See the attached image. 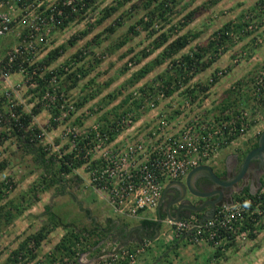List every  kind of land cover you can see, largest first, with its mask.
I'll return each mask as SVG.
<instances>
[{
  "label": "rangeland",
  "instance_id": "374dc122",
  "mask_svg": "<svg viewBox=\"0 0 264 264\" xmlns=\"http://www.w3.org/2000/svg\"><path fill=\"white\" fill-rule=\"evenodd\" d=\"M65 2L79 1L0 0V13L8 14L12 20L10 31L0 38V98L6 105L3 114L18 120L19 116H10L15 112L7 105L11 100L29 114L34 110L38 112L33 118L40 133L34 140L46 146L47 157H53L54 163L59 165L62 160L69 163L65 156L74 150L73 135L96 138L97 134H109L108 149L123 153L139 142L146 147L157 146L176 136L186 125L196 124L200 128L199 136L204 137L214 125L233 120L235 126L230 125L228 133L214 138L217 148L203 161L222 168L232 163V156H239L242 163L245 153L259 143L264 133V0H179L171 5L174 13L169 16L170 23L161 25L160 21H155L151 30L153 36L137 24L142 18L148 21L144 10L134 6L138 0L104 3L116 8L113 15L106 18L100 9L103 1H100L90 8L88 18L63 28L62 19L50 23L45 11H55L58 4ZM41 6H45V10L39 13ZM195 11L194 19H186ZM230 22L239 26L236 32L225 41L219 36L214 50L204 56L201 63L195 62L191 69L175 63L178 59L175 56L135 82H128L161 52L153 46L154 39L162 32L171 38L199 32L200 37L186 49L190 52L207 45L214 33ZM132 25H137V29L129 34ZM109 27L115 29L114 33L107 31ZM124 37L127 42L119 47ZM62 45L66 49L60 51V56L48 65L39 64ZM15 54L21 55L22 62L19 69L13 71L3 60L9 59L13 66L10 58ZM26 61L30 66H24ZM210 62L213 63L203 70L204 64ZM83 66L93 67V70L76 87L71 89L62 82ZM47 72H52L51 79L45 78ZM170 75L176 80L169 87L175 92L169 96L164 84ZM35 77L42 80L40 89L31 85ZM129 96L136 105L123 104ZM4 115H0V164H5L0 171V207L16 206L22 214L0 233V264H12L10 253L30 234L49 226L51 233L35 251L37 259L30 263L47 264L48 255L66 232L49 223L46 206L64 223H73L78 228L90 230L93 225H100L108 231L110 225L118 224L115 220L119 215L111 210L107 194L90 184V174L84 165L70 175L62 174L67 178H80L74 185L66 183L65 192L41 186L38 199L28 192L42 169L20 147ZM128 117L130 121L120 124ZM33 126L28 127V131H33ZM113 126L115 131L111 132ZM55 156L59 158L54 159ZM95 157L102 158V155ZM2 211L5 213L4 209ZM122 218L128 226L140 224V219ZM168 226L173 230L169 223ZM112 235L105 233L98 244H93L97 236L90 237L88 242L82 240L73 258L59 259L55 264H150L157 258L161 264H264V230L254 241L241 236L228 248L223 244L219 258L214 255L217 249L204 254L186 241L164 259L161 257L165 254L160 255L163 248L160 239L153 243L145 239L129 246ZM144 243L148 247L141 252L139 249ZM127 250L132 257L126 259Z\"/></svg>",
  "mask_w": 264,
  "mask_h": 264
},
{
  "label": "trees",
  "instance_id": "16d2710c",
  "mask_svg": "<svg viewBox=\"0 0 264 264\" xmlns=\"http://www.w3.org/2000/svg\"><path fill=\"white\" fill-rule=\"evenodd\" d=\"M78 1V3H60L56 6L57 8L54 12L45 11V14L48 18H50L51 14L58 15L60 10H62L63 16H58V18L63 20L62 26L63 28H65L71 23H74L76 21H83L88 18L90 16L88 12L94 4L103 1L102 4L104 5V3L110 0ZM120 1L121 3H129L133 0ZM178 1L179 0H138V3L136 2L134 6L138 9L140 8L144 10L146 16H148V21L144 22V19L142 18L140 21L137 22V24L141 25L142 28L146 31H150V34H152L153 36L154 31L151 30L157 21H160L161 25L162 22L170 23L169 16L174 13V9L171 5H175V3H177ZM103 5L100 9L104 13V18L113 15L116 8L114 6L112 7L110 4H106L104 6ZM78 8H80L81 11H79ZM97 8L99 9V7ZM44 10L45 6H41V8H39V13H42ZM36 12L38 13V11ZM196 14L197 11L190 12L186 19H194ZM238 28L239 26L235 25L232 22L225 24L222 28H220V30L214 33L213 39H211L207 45L198 46L197 48L192 49L190 52H186V49L192 42H194V40L200 37L199 32H188L186 34L176 36L174 38H171L172 36L168 35L166 32H162L156 37V39H154L155 46H153L154 50H160L161 52L154 60H152L149 64L142 67L137 73H135L132 76L133 78L131 79V81L128 82H135V80H138L139 78L144 77L147 73L151 72L156 66H159L170 59H173L175 56H178L177 61H174L175 63H179L181 66L191 69L192 67H194L195 62L201 63L204 56L210 54L212 49L214 50L217 44L216 39L219 36L221 41H225V39L230 37V35L234 34ZM136 29L137 25H132L129 28L128 33H134ZM107 31H109L110 33H114L115 29L109 27ZM128 38L129 36H127V39ZM127 39L126 37H124L119 42L118 46H123L127 42ZM70 43L73 45V40H71ZM65 49L66 47L62 45L59 48L52 50L48 54V57L45 62H41L39 64H50L51 61L55 60L58 56L61 55L60 51ZM20 57V54H15V59L12 61V63L14 62L13 66L12 64H9V59H4L3 61L5 64L10 65L9 67H12L13 71H16L19 69L18 65L21 64L20 62H22V59ZM211 63L213 62H210V64H204L202 69L204 70V68L209 67ZM24 64L25 67L30 66L27 61L24 62ZM92 70L93 67H80L68 74L64 78V80L62 79V82H64V84H68L69 88L72 89L76 87L79 82L82 81V79L88 77ZM59 73L64 72L62 70H59ZM45 78L51 79L52 72H47L45 74ZM175 80L176 78L170 75L167 77V83L165 82L164 84V86L167 87L166 92L169 96L175 92L174 89L169 88L172 85V82H174ZM33 82L37 83L40 89V87L42 86V80L35 77V80H33ZM113 97L114 96H112V98ZM123 101L124 105H136L137 103L133 102L132 97L130 96L125 98V100ZM15 103V100H11L7 105H9V107L11 106V108H14V114L16 113L15 115L19 116L17 121L11 120L9 118V115L7 116L3 114L5 113L4 108L6 107V105L4 104L2 98H0V115L5 116V118L3 119L6 124H8L7 127L10 128L12 135L18 139L20 147L24 150L26 154L31 155L35 163L39 166V168L42 169V173L39 179L34 181V184L29 187L28 192L34 194L36 199H38V192L41 186L45 189H51L52 187H55L57 192H65V188H67L66 183H71L72 185H74L76 184V180L80 181V178L78 176H76L75 178H67V176H62V174H72L77 168L81 167L84 164V161L73 159V154H67V156H65V159H67L69 163H65V160H62V162L60 161L59 165H57L56 162L54 163L53 157L48 158L46 146L40 141L34 140V136L40 133L39 127L34 123L33 118V114H36L38 112L34 110L33 114H29L28 112L23 111V107L21 105H15ZM225 117H227V120L230 119L229 116ZM33 123L35 124V126H33ZM32 126L34 128L33 131H28L27 128ZM258 147L259 143L257 142L251 147L250 150L245 153L244 159L246 158L249 152L257 149ZM56 158L59 157L55 156L54 159ZM4 167L5 164L3 162L0 164V171ZM261 184L262 186L257 193H252L249 187H246L244 190L241 191V193L232 196V198L242 201L247 200L245 198L251 199V202H246L245 204L247 207V211L242 214L243 219L239 221L238 224L235 225V227L239 230L238 232L240 235H245V237H248L252 241L256 240L260 233L264 230V178L262 179ZM2 209L5 210V213H3ZM45 213L48 215L49 223L52 226H54L55 228L61 227L66 232L62 237L61 241L54 247V250L50 253V255H48L47 264H55L57 260L63 258H73L77 253L78 244L82 240H86V242H88L90 237L97 236L98 240H96L93 244H98L100 242V238L105 235L104 228L100 225H93L94 227L89 230L86 227L78 228V226L73 223H64L58 216V214L52 212L50 206L45 207ZM21 214L22 211L16 206H12L9 209H6V207L4 206H2V208L0 207V233H2L3 228L10 225L13 220ZM194 214L197 215L199 218H202L201 213L194 212ZM108 221L111 220L109 219ZM140 223L145 227V229H151L152 233H154L153 230H155L157 221L143 220L140 221ZM49 233H51L49 226H43L36 233L30 234L19 244L16 249H14L10 253L9 261L12 264L18 262H22L23 264H30L34 262L37 259V252L35 251L41 246L42 242L48 237ZM223 235L224 240H222L221 246L217 247V250L214 254L215 258H219L222 255L221 251L223 247H225V245L226 248H228L229 246H232V243L236 240V234H234L233 232H225L223 230ZM216 240L219 241V238H216ZM222 243L225 245L223 246ZM30 245H32L31 248ZM36 263L39 264L38 261H36Z\"/></svg>",
  "mask_w": 264,
  "mask_h": 264
},
{
  "label": "built area",
  "instance_id": "2783aa9c",
  "mask_svg": "<svg viewBox=\"0 0 264 264\" xmlns=\"http://www.w3.org/2000/svg\"><path fill=\"white\" fill-rule=\"evenodd\" d=\"M58 16H63L62 10L58 15H50V23L58 21ZM11 22L8 14L0 13V38L10 31ZM14 57L10 60L13 61ZM31 85L37 83L32 81ZM10 116L14 118L16 115L12 112ZM130 120L129 117L123 118L120 124ZM230 125L235 126V121L220 122L211 127L212 131L206 132L204 137L199 136L200 128L196 124L186 125L176 136L157 146L146 147L139 142L130 147L129 152L124 150L123 153L108 149L109 134H97L96 138H79L73 135L72 154L73 159L84 161L83 165L90 174V184L107 194L113 213L136 218L145 212H156L168 183L182 180L192 169L205 165L204 159H208L213 149L217 148L213 144L214 138L228 133ZM113 131L114 126L111 127V132ZM94 155H102V158ZM245 199L247 200L226 198L214 217L206 222H202V218L195 214L177 222L169 221L175 238L186 237L191 244L207 243L217 249L224 240L223 230L236 234V239L245 236L240 235L235 227L243 219L242 214L247 211L246 202H251V199ZM141 247L139 251L142 252L148 244L144 243ZM130 254L127 250L124 258L132 257Z\"/></svg>",
  "mask_w": 264,
  "mask_h": 264
},
{
  "label": "flooded vegetation",
  "instance_id": "af4514ba",
  "mask_svg": "<svg viewBox=\"0 0 264 264\" xmlns=\"http://www.w3.org/2000/svg\"><path fill=\"white\" fill-rule=\"evenodd\" d=\"M243 163L244 161L241 163L240 160L237 161V159L233 157L232 163L226 166L227 174L225 176L218 175V174L217 175L219 176V178H221L224 181H232L242 171ZM263 178H264V153H262L260 156H257L255 159L252 160L248 170L245 172L242 179L236 182L235 184H233L232 186L222 187L206 177L197 178L195 182V186L199 189V191L203 193H212L213 196L208 197V198H194V197L189 196L190 193H188L184 199L185 202L183 204L184 205H187V204L194 205L197 207L204 206L205 208H203V211H201L200 213H203L202 215H205L208 211V214H210L209 211L212 210V204L216 203L217 207H219L221 202L224 201L226 198H229L232 195L238 194V192H241L246 187H249L252 193H256L261 187L260 184ZM175 182H182V181L178 180ZM174 188L175 190L169 189L168 194H166L169 200L168 204L176 201L182 194L181 190H179L177 187H174ZM217 191H222L223 195L220 197V195L216 193ZM162 197H163V194H162ZM189 213H190V210L183 208L181 212L183 219H185L186 216L189 215ZM175 215L176 213H174L173 215L174 218H175ZM140 228L141 227H139L136 230L129 231L125 229V226L110 225V228L108 231H107V228H104V232L108 235L114 234L113 236L116 237L117 240L121 241V243L123 244H126V243H129V240L141 241L144 239L145 236H147V234L149 235L152 233L151 229L150 230L145 229L144 231H142Z\"/></svg>",
  "mask_w": 264,
  "mask_h": 264
},
{
  "label": "crops",
  "instance_id": "0c3cea01",
  "mask_svg": "<svg viewBox=\"0 0 264 264\" xmlns=\"http://www.w3.org/2000/svg\"><path fill=\"white\" fill-rule=\"evenodd\" d=\"M232 157H234L235 159H237V161L239 160V156H232ZM209 166H211L214 169L215 173L218 174V175L225 176L227 174L226 168H222L220 166H217L216 164H209ZM187 176L181 180L182 183H185L186 182ZM199 177H203V176H199ZM168 184H170V183H168ZM167 185L165 186V188L167 187ZM165 188H164V190H165ZM169 189L175 190V188L174 189L173 188H169ZM166 194H168V192ZM166 194H165V197L164 198L163 197L161 198L160 204H159L156 212H154V213L152 212V215H146V212H145L143 215L138 216L136 218L127 217V216L124 217L125 220H131L132 219L133 221H136L138 219H140V221H143V220H154V221H158V219H159V213L162 214V216H163V222H162V224L160 226V233L159 234H156L155 230H153L154 233H151L149 235L147 234V236H145L143 240L146 239L145 241H149L151 243H153L154 241H156L158 239L162 240L163 241L162 242L163 243V246H162L163 248H162V253L160 255L165 254L163 257H161V258H164V259H166L169 256V253L174 252V251L180 249V247L183 244H185L186 241L188 242V240H187L186 237H183V238H175V235H174L173 231L168 226L169 221H172L173 219L177 218V209L179 208L180 204H178V205L175 204L174 205L173 202L168 204V201L169 200H168V197L166 196ZM189 196L194 197V198H197L196 196H193L191 194ZM79 201L81 203H84L83 200H79ZM174 213H176L175 218L173 217ZM192 214H194V212H192V213L190 212L189 215L186 216V218H188ZM201 214H203V213H201ZM206 214H208V211H207ZM203 216L204 215H202V217ZM120 217L121 216H118V218L115 220L116 223H118L116 226H125V229L126 230H129V231L136 230L139 227H141L140 229L142 231L145 230V228L143 226H141L142 225L141 223H140L141 225L139 224V225H136V226H128V225H126L125 222H123L124 221L123 218L120 219ZM163 228H165V229L163 230ZM112 237H113V235H112ZM127 241H128V239H127ZM137 242H139V241L138 240H129V243H126V245L132 246V245H135ZM191 245L197 247L198 251H200L201 253H204V254L211 253L213 251L212 247L209 246L206 243L191 244ZM164 248H165V250H164ZM207 249H209V250H207ZM203 251H205V252H203ZM156 257H158V256H156ZM158 259H160V258H157V260ZM157 260H155L154 262H151L150 264H161V263H158L159 261H157Z\"/></svg>",
  "mask_w": 264,
  "mask_h": 264
},
{
  "label": "water",
  "instance_id": "95a60500",
  "mask_svg": "<svg viewBox=\"0 0 264 264\" xmlns=\"http://www.w3.org/2000/svg\"><path fill=\"white\" fill-rule=\"evenodd\" d=\"M262 153H264V133L261 135L259 139V147L247 154L244 160L243 166H242V171L239 173V175L234 180L224 181L221 178H219V176L215 173L214 169L211 166L201 165L191 170V172L187 176V180L185 183L171 182L170 184H168L163 192V198L165 197V194L168 192L169 188L177 187L182 192L181 196L175 202H173L174 205L180 204V206L177 209V218L173 219L172 221L177 222L183 219V216L181 214L183 208L190 210L191 213L201 212L203 211V208H205L204 206L197 207V206L188 205V204L184 205L183 204L185 202L184 199L188 193H190L193 196H196L197 198H208V197L213 196L212 193L200 192L199 189L195 186V182L199 176L206 177L222 187L232 186L233 184H235L236 182L242 179L243 175L248 170L252 160L255 159L257 156H260ZM216 193H218L220 197L223 195L222 191H217ZM217 208L218 207L216 203L212 204V210L210 211V214H205L201 219L202 222H206L207 220L212 219L217 211ZM162 222H163V216L162 214L159 213V219L155 227L156 234L160 233V226Z\"/></svg>",
  "mask_w": 264,
  "mask_h": 264
},
{
  "label": "clouds",
  "instance_id": "9594fccd",
  "mask_svg": "<svg viewBox=\"0 0 264 264\" xmlns=\"http://www.w3.org/2000/svg\"><path fill=\"white\" fill-rule=\"evenodd\" d=\"M205 165H206V164H205ZM208 166H209V165H208ZM261 186H262V184H261ZM260 188H261V187H260ZM260 188H259V190H260ZM259 190H258V191H259ZM258 191H257V192H258ZM257 192H256V193H257ZM232 196H233V195H232ZM232 196H231V197H232ZM222 202H223V201H222Z\"/></svg>",
  "mask_w": 264,
  "mask_h": 264
}]
</instances>
